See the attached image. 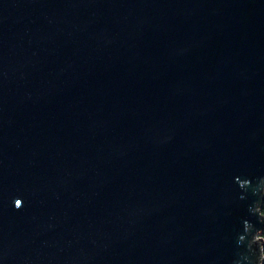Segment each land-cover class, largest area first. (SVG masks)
<instances>
[{"label":"water","instance_id":"obj_1","mask_svg":"<svg viewBox=\"0 0 264 264\" xmlns=\"http://www.w3.org/2000/svg\"><path fill=\"white\" fill-rule=\"evenodd\" d=\"M264 0H0V264H260Z\"/></svg>","mask_w":264,"mask_h":264},{"label":"trees","instance_id":"obj_2","mask_svg":"<svg viewBox=\"0 0 264 264\" xmlns=\"http://www.w3.org/2000/svg\"><path fill=\"white\" fill-rule=\"evenodd\" d=\"M260 203L261 204L259 206V212H260V214H264V195H263V198H262ZM260 235L262 238H264V227L262 228ZM262 253H263V257H264V246H262ZM261 264H264V259L261 261Z\"/></svg>","mask_w":264,"mask_h":264},{"label":"rangeland","instance_id":"obj_3","mask_svg":"<svg viewBox=\"0 0 264 264\" xmlns=\"http://www.w3.org/2000/svg\"><path fill=\"white\" fill-rule=\"evenodd\" d=\"M259 234H260V233H259V232H257V233H256V236H259ZM260 264H261V262H260Z\"/></svg>","mask_w":264,"mask_h":264}]
</instances>
